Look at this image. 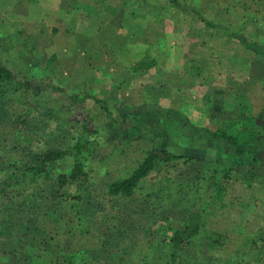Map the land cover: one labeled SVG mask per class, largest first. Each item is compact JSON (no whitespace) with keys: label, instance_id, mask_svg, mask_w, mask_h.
Returning a JSON list of instances; mask_svg holds the SVG:
<instances>
[{"label":"rangeland","instance_id":"1","mask_svg":"<svg viewBox=\"0 0 264 264\" xmlns=\"http://www.w3.org/2000/svg\"><path fill=\"white\" fill-rule=\"evenodd\" d=\"M177 2L231 33L264 42V7L251 0ZM139 63L144 69L134 70ZM0 64L43 89L11 101L13 89L0 87V162H23L29 149H67L85 123L93 133L88 157L82 155L83 170H91L86 183L59 191L41 186L37 199L15 193L0 199V221L30 213V246L45 232L56 250L87 251L90 264H165L158 238H149V246L143 239L150 230L180 227L195 200L191 216L227 238L219 262L230 257L236 264H264V161L233 171L221 201L205 188L215 165L184 160L153 171L131 200L105 195L107 182L125 176L152 145L185 142L178 129L167 134L160 125L151 132L146 119L126 142L122 130L129 125L115 126L104 105L118 121L172 109L211 130L238 112L264 111V62L236 37L166 0H0ZM71 95H90L104 105L89 98L77 103ZM216 101L224 111L210 110ZM71 165L65 159L52 169ZM196 243L177 264H196ZM11 250L10 241L0 240V264H11Z\"/></svg>","mask_w":264,"mask_h":264},{"label":"trees","instance_id":"2","mask_svg":"<svg viewBox=\"0 0 264 264\" xmlns=\"http://www.w3.org/2000/svg\"><path fill=\"white\" fill-rule=\"evenodd\" d=\"M166 1L185 13L194 11L200 22L209 28H220L226 37H236L245 49L255 53L264 62V42L249 41L240 33H231L224 24L209 20L193 8L188 9L177 0ZM251 1L257 8L264 7V0ZM185 8L187 9L185 10ZM141 64L135 65L134 70L144 69ZM0 87L13 89L11 101L19 100L21 97L26 98L29 95L39 96L43 91L42 88H31L26 83L17 80L13 72L3 64H0ZM48 87L52 91H60L55 86L48 85ZM69 98L77 103L89 98L96 104L104 105V101L97 100L90 95H83L82 98L71 95ZM102 109L115 126L122 123L129 125L128 128L126 127L127 129L122 130L121 138L126 142L130 136L140 131L138 123L145 119L147 122L150 120V123L153 124L151 132H155L160 125L163 126V130L167 134L178 129L182 132L181 140L185 142V144L164 142L152 145L150 149L144 151L141 162L129 170L125 176L107 182L105 195L116 201L133 199L141 189L143 182L153 171H158L163 166L178 160L214 164L215 168L211 171V177L205 188L211 189L213 199L221 201L226 191V182L230 180L233 171L249 168L264 161V111L258 114L238 112L223 120L216 129L211 130L191 124L182 114L172 109L167 112L160 110L161 112L154 113L147 111L139 114H125L121 121L112 118L111 112L105 105ZM210 110L217 113L224 111L220 104L217 105V101L210 106ZM17 118L18 121L25 123L23 118ZM176 125L179 128H176ZM186 128L189 129L188 132ZM184 131L185 133H183ZM96 133L97 131L94 132V134ZM92 134L85 123L80 127L73 144L67 149L59 147L41 150L29 149L23 154L25 158L23 162L13 160L0 162V199H7L14 193L22 197H28L31 194L37 199L41 186L59 191L72 183H86L91 170H83L85 164L82 162V155L88 157L90 144L94 141ZM196 141L201 142L200 144L203 146L197 144ZM65 159L72 161L71 167L63 172H55L52 166ZM195 188L194 195L199 191L196 186ZM51 194L53 195V193ZM151 194L154 192L149 193V195ZM195 204L197 202L194 200L187 212L189 216L180 227L168 226L146 233L143 244L146 243L149 246L153 242V240L149 241V238L157 237V245L164 251L165 264H177L183 258L185 249L192 240L197 241L195 245L197 255L194 256L196 264L219 262L222 258L217 253L219 249L222 251L227 238L221 233L203 227L196 221V218L191 216L192 207ZM17 213H19L18 210ZM29 216L28 212L16 217L7 214L6 219L0 221V240L11 242L13 258L11 264H42L44 261L58 264H90L91 260L87 251L64 253L59 248L56 250L52 243L54 240L50 237L47 238L45 232L42 233L35 246H30L26 240L28 225L32 222ZM154 244L155 242L151 247ZM262 247L264 248V244ZM6 254L4 256H7ZM190 263L191 261L188 262V264ZM219 263L236 264V261L233 262L228 257L224 262ZM142 264H148V262L144 261Z\"/></svg>","mask_w":264,"mask_h":264}]
</instances>
